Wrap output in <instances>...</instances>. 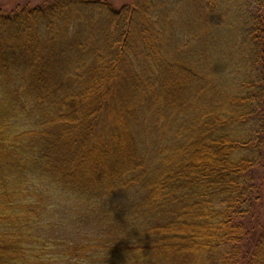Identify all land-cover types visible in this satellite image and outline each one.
<instances>
[{
    "label": "trees",
    "instance_id": "obj_1",
    "mask_svg": "<svg viewBox=\"0 0 264 264\" xmlns=\"http://www.w3.org/2000/svg\"><path fill=\"white\" fill-rule=\"evenodd\" d=\"M263 204L264 0L0 10V264H264Z\"/></svg>",
    "mask_w": 264,
    "mask_h": 264
},
{
    "label": "rangeland",
    "instance_id": "obj_2",
    "mask_svg": "<svg viewBox=\"0 0 264 264\" xmlns=\"http://www.w3.org/2000/svg\"><path fill=\"white\" fill-rule=\"evenodd\" d=\"M53 0H0V10L8 14L10 12L15 11L16 9L24 8L27 10H31L36 8L37 6L43 5L45 3L52 2ZM106 2L109 6H111L114 9H120L124 5H127L130 3L131 0H102ZM264 205V204H263ZM264 207L259 208V216L261 217Z\"/></svg>",
    "mask_w": 264,
    "mask_h": 264
},
{
    "label": "clouds",
    "instance_id": "obj_3",
    "mask_svg": "<svg viewBox=\"0 0 264 264\" xmlns=\"http://www.w3.org/2000/svg\"><path fill=\"white\" fill-rule=\"evenodd\" d=\"M132 229H138V230L140 231V228H139V227H130V231H131Z\"/></svg>",
    "mask_w": 264,
    "mask_h": 264
}]
</instances>
